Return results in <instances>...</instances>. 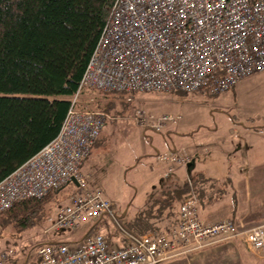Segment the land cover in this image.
<instances>
[{
    "label": "built area",
    "instance_id": "built-area-1",
    "mask_svg": "<svg viewBox=\"0 0 264 264\" xmlns=\"http://www.w3.org/2000/svg\"><path fill=\"white\" fill-rule=\"evenodd\" d=\"M262 71L264 0H115L58 135L0 181V215L16 202L41 199L74 183L75 194L57 208L46 231L79 228L105 217L120 227L125 241L115 244L102 232L78 242L45 241L27 264H165L238 236L249 249L263 250L264 218L241 231L232 218L201 220L191 177L176 225L140 236L123 228L112 202L91 189L82 172L111 116L78 99L88 89L215 95ZM179 118L172 113L146 115L143 110L136 114L138 122L156 132ZM156 161L169 173L186 167L190 159L174 148L157 153ZM9 257L1 253L0 264Z\"/></svg>",
    "mask_w": 264,
    "mask_h": 264
},
{
    "label": "rangeland",
    "instance_id": "rangeland-1",
    "mask_svg": "<svg viewBox=\"0 0 264 264\" xmlns=\"http://www.w3.org/2000/svg\"><path fill=\"white\" fill-rule=\"evenodd\" d=\"M114 96L111 93L107 96L97 89H88L78 98L86 105L102 109L111 116L100 131L90 155L83 162L82 172L88 175L89 187L100 190L112 202L117 220L123 228L127 229L122 212L129 206L128 211L135 210L139 205L142 206L147 198V184L154 174L152 172L157 171L154 165L157 152H152V148L159 143L161 145L162 140L181 145L185 141L196 139L201 142L205 138V144H201L197 158L192 161L193 168L190 165L192 176H198L197 173L204 169L206 173L215 176L228 175L240 187L244 184L243 175H246L251 180L254 193L261 189L264 196V132L251 131L242 135L243 137L237 136L238 132L246 130L245 126L252 127L253 123H264V71L245 77L236 90L215 95L207 91H136L124 93L116 98H113ZM110 101L111 107L105 108ZM139 110H143L146 115L172 113L180 118L178 122L170 125V132L169 127L156 132L136 120ZM232 116L237 118L236 121H244L247 124H235ZM209 127H216L217 130L207 139L206 132ZM197 128L199 129L196 131ZM194 130L195 133L192 132ZM168 133L170 138L167 139ZM222 141L229 147H221ZM236 144H242L245 150L244 153L237 151L238 155L231 158L232 165L213 166L212 161L218 162L221 157L225 159L224 150ZM206 147L212 149L210 158L203 151ZM138 157L141 158L136 165ZM197 160L202 164H198ZM246 161L249 163L246 164ZM176 172L177 170L169 172L164 177H170L166 179V183L180 182ZM155 186L160 190V183ZM226 186L217 184L216 192L221 193ZM75 191L76 185L70 183L62 190L54 192L45 205L46 213L35 225L26 229L6 225L0 229V255L7 253L10 256L6 264H25L33 258V252L42 242H77L76 240L85 234L87 225L74 229L46 231L50 219L56 215L57 208L69 203V198ZM104 220L107 227L102 233L107 237L111 234V242L115 244L121 243L120 239L125 241V233L120 227L112 219ZM257 223L258 221L238 224L237 230H244ZM253 252L255 251L247 247L242 236H238L197 252L174 257L165 264H242L244 261V264H249Z\"/></svg>",
    "mask_w": 264,
    "mask_h": 264
},
{
    "label": "trees",
    "instance_id": "trees-1",
    "mask_svg": "<svg viewBox=\"0 0 264 264\" xmlns=\"http://www.w3.org/2000/svg\"><path fill=\"white\" fill-rule=\"evenodd\" d=\"M114 1L0 0V181L58 135ZM102 92L113 98L127 93ZM252 128L263 130L264 125ZM169 178H162L160 190L154 186L143 209L124 222L129 232H163L178 223L190 186L187 181L166 183ZM191 179L201 204L206 180L200 175ZM53 193L16 202L0 215V229L35 225ZM104 219L89 223L76 241L105 230ZM107 238L112 241L111 234Z\"/></svg>",
    "mask_w": 264,
    "mask_h": 264
},
{
    "label": "crops",
    "instance_id": "crops-1",
    "mask_svg": "<svg viewBox=\"0 0 264 264\" xmlns=\"http://www.w3.org/2000/svg\"><path fill=\"white\" fill-rule=\"evenodd\" d=\"M241 81H239L232 90H236L239 84L241 83ZM236 120L237 118L233 117V122L235 124H239L241 126H244V123L247 124L244 121L238 122ZM263 125L264 123L262 124L253 123V125L251 126H263ZM245 127H247L246 130L243 129V132H238L237 136L247 135V133H250L251 131H257V132L263 131L264 132V129L256 130L250 126H245ZM166 128L169 129L168 132L171 131L170 125H168ZM198 129L199 128L195 130L197 131ZM195 130L192 132L195 133ZM216 130H217L216 127H209L208 131L206 132V135H207L206 138L210 139L212 137V132ZM186 134L188 135V133ZM166 138L167 139L170 138L169 133L167 134ZM204 139L201 142L196 139L193 141L192 140L185 141L181 145H176L174 143L171 144L170 140H169L170 142L169 141L166 142L165 140H162L161 145L158 141L159 144L155 145L152 148V152H157V153L164 152L169 149L175 148L177 150H180L182 153H184L190 159V161L186 167H178L176 169L178 178L180 179L181 182H184V181H187L188 177H191L193 175V172L191 173L190 165L191 167L193 166L192 161L195 158H197V154L199 150H201V146H202L201 144H205ZM220 145L221 147H229L228 145L227 146L225 145L224 141H222ZM210 148L211 147H206L203 150L205 154L209 156V158H210V155L212 154V149ZM238 150H241L244 153L245 146H243L242 144H239V145L236 144V145L231 146V148L224 150L223 154L225 155L226 158L224 159L221 157L219 158V160L216 159L218 160V162L212 161L213 166L227 167V166L232 165L231 158L238 155L237 153ZM150 154L152 156V153ZM259 156L263 158L262 154H260ZM198 162L199 161L197 160V163ZM247 163H249V161H246V164ZM198 164H202V163L199 162ZM154 165L157 167L156 168L157 171L152 172L154 174L153 176H151V179L149 183L147 184L148 185L146 189L147 197L151 189H153L157 183H160V180L164 178L168 173L167 166L157 161L154 162ZM197 174L202 176V178H205L206 180L205 182L206 186H205L204 193H203L204 194L203 196L205 197V201H203L201 204L200 203L198 204L199 216L201 220L208 222V223H212V222H217L225 218H232L235 222V227L237 230L238 224L243 225L246 223H252V222H257V221L259 223L264 218V200H263L264 196L262 194V190L261 189L257 190L255 194L254 189L251 184V180L246 175H243V178H242V181H243L242 183L244 184L239 187L235 181H233L231 178H229L228 175H225V174L222 176H215L214 174L206 173L204 169H201L200 172ZM217 184L227 185L226 189L224 188L221 193L216 192L217 190L215 188ZM144 206H145V202L143 203L142 206L139 205L138 207L135 208V210L131 212L128 211L130 206L127 207V209H125L122 212L123 221L126 222L127 220L131 219L138 211L143 209ZM120 242L122 243L123 241H121L120 239ZM244 262L242 264H244ZM249 264H264V249L253 252L249 258Z\"/></svg>",
    "mask_w": 264,
    "mask_h": 264
},
{
    "label": "water",
    "instance_id": "water-1",
    "mask_svg": "<svg viewBox=\"0 0 264 264\" xmlns=\"http://www.w3.org/2000/svg\"><path fill=\"white\" fill-rule=\"evenodd\" d=\"M74 182H76V181L74 180Z\"/></svg>",
    "mask_w": 264,
    "mask_h": 264
},
{
    "label": "bare ground",
    "instance_id": "bare-ground-1",
    "mask_svg": "<svg viewBox=\"0 0 264 264\" xmlns=\"http://www.w3.org/2000/svg\"><path fill=\"white\" fill-rule=\"evenodd\" d=\"M123 93V92H122Z\"/></svg>",
    "mask_w": 264,
    "mask_h": 264
}]
</instances>
